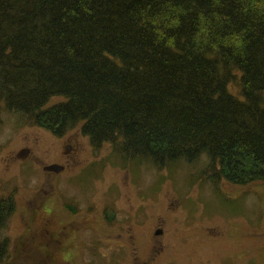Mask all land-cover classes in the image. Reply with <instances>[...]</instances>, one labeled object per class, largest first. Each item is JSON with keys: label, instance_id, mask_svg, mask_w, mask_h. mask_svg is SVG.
Wrapping results in <instances>:
<instances>
[{"label": "trees", "instance_id": "trees-1", "mask_svg": "<svg viewBox=\"0 0 264 264\" xmlns=\"http://www.w3.org/2000/svg\"><path fill=\"white\" fill-rule=\"evenodd\" d=\"M0 102L157 168L204 156L210 178L264 185V0H0Z\"/></svg>", "mask_w": 264, "mask_h": 264}, {"label": "rangeland", "instance_id": "rangeland-1", "mask_svg": "<svg viewBox=\"0 0 264 264\" xmlns=\"http://www.w3.org/2000/svg\"><path fill=\"white\" fill-rule=\"evenodd\" d=\"M228 91L238 95V81L230 84ZM59 101L52 98L47 106ZM80 128L77 124L56 136L33 124L27 116L7 110L0 102V264H52L45 259L46 252L38 241L30 242L33 236L43 235L45 228L51 234L53 206L60 205L61 198L84 200L91 195L80 189L91 188L98 198L102 190L116 188L126 180H133L140 193H153L156 215L164 213L166 207L171 210L170 216L181 214L190 206L188 220L199 216V221L206 224L214 214L212 220L218 225L214 236L219 242L228 243L220 254L223 264H264V185L260 181L236 184L224 178H210L202 173L208 161L204 156L191 163L178 161L157 168L147 159L121 155L107 142L94 147ZM69 145L76 147L78 154L72 157L81 162L80 166H100L99 175L92 170H77L71 176L56 177L42 170L63 162L68 155L64 154L65 147ZM24 148L29 149V155L25 160L17 159L16 154ZM60 178L68 182L65 187L57 186ZM129 189L130 185L126 187ZM54 194L60 195L53 200ZM41 209L45 212L43 219ZM186 226L172 217L168 230ZM202 251L207 252L208 247L203 246Z\"/></svg>", "mask_w": 264, "mask_h": 264}, {"label": "flooded vegetation", "instance_id": "flooded-vegetation-1", "mask_svg": "<svg viewBox=\"0 0 264 264\" xmlns=\"http://www.w3.org/2000/svg\"><path fill=\"white\" fill-rule=\"evenodd\" d=\"M69 147L66 159L58 161L62 170L54 176H71L77 170L83 173L92 170L94 175H99L100 166H80L81 162L72 157L78 154L76 147ZM59 180L58 187L68 183L64 178ZM129 185L130 189L126 190ZM134 186L133 180H126L116 188L102 190L98 198L93 196L91 188L80 189L83 194L91 193L84 200L61 198V204L52 209L51 234L45 228L43 235L31 238L30 244L38 241L46 252L45 259L53 261L52 264H223L220 254L228 243L219 242L214 236L218 228L217 221L212 220L214 214L206 224L199 221V216L188 220L190 206L181 214L170 216L171 210L166 207L164 213L156 215L153 193H140ZM60 194H54L53 200ZM172 217L188 226L168 230ZM203 246L208 247L205 253Z\"/></svg>", "mask_w": 264, "mask_h": 264}, {"label": "water", "instance_id": "water-1", "mask_svg": "<svg viewBox=\"0 0 264 264\" xmlns=\"http://www.w3.org/2000/svg\"><path fill=\"white\" fill-rule=\"evenodd\" d=\"M69 151H70V147L66 146L64 154L67 155ZM28 155H29V149L24 148L16 154V158L19 160H25ZM61 170H62V167L57 164H51V165L43 167V171L47 173H59Z\"/></svg>", "mask_w": 264, "mask_h": 264}]
</instances>
